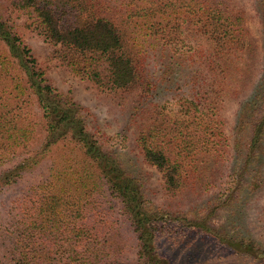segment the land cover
I'll return each mask as SVG.
<instances>
[{
  "label": "trees",
  "instance_id": "16d2710c",
  "mask_svg": "<svg viewBox=\"0 0 264 264\" xmlns=\"http://www.w3.org/2000/svg\"><path fill=\"white\" fill-rule=\"evenodd\" d=\"M4 1L0 167L8 168L0 171V194L50 166L0 220V264H124L127 242L110 201L131 229L135 264H264V237L235 225L264 191V39L259 77L236 112L232 140L220 116L223 95L238 97L234 83L252 74L246 11L235 0ZM253 2L264 38V0ZM13 13L74 75L111 91L145 86L132 118L150 117L136 136L140 161L108 146L96 118L49 83ZM153 57L159 85L179 91L173 109L153 101L160 87L146 73ZM38 123L41 147L14 162L36 140ZM140 162L161 173L163 202L154 201ZM211 163L228 169L222 184L202 179ZM188 195V207L171 204ZM221 212L235 215L234 226L215 225Z\"/></svg>",
  "mask_w": 264,
  "mask_h": 264
},
{
  "label": "rangeland",
  "instance_id": "374dc122",
  "mask_svg": "<svg viewBox=\"0 0 264 264\" xmlns=\"http://www.w3.org/2000/svg\"><path fill=\"white\" fill-rule=\"evenodd\" d=\"M4 1V0H0ZM5 2V1H4ZM237 4L246 11L247 26L250 31L251 38L253 40L256 57L252 63V74L243 79L242 82H235L239 89L238 97L227 98L223 95V103L220 112L221 119L224 123L223 130L227 137L232 140L233 128L235 125L236 112L243 100H246L250 93L253 83L259 77V63L263 56V33L262 26L257 15L253 0H235ZM11 16H15L14 13ZM18 25V32L21 35L24 43L30 48L38 66L44 71L49 83L56 88L61 94L69 96L75 103L83 107L89 114L96 118V121L100 127L101 132L107 138L106 144L113 148H119L125 150L131 158L138 159L140 161L139 150L136 146V136L142 128L141 125L147 122L149 115L145 111L139 112L135 122H132L133 116L138 113L137 108L140 102V96L145 91V86L136 87L127 91H111L106 88L97 87L93 82L86 78H82L74 75L67 67L60 65L52 58L53 48L48 44L41 36L33 32L27 24L25 25V18H16ZM150 51V57L156 55ZM155 57V56H154ZM153 58H148L146 73L151 81L157 82L159 85L160 80L163 77L161 65L155 62ZM160 86V85H159ZM153 101L159 104L169 103V108H172L170 104H173V98H177L179 91L169 92L165 89V86H160L153 92ZM173 109V108H172ZM32 114L36 122L39 119V113L37 105L34 104L31 109ZM86 114V112H84ZM145 113V114H144ZM41 123V121H39ZM36 140L27 148L17 151L14 162H17L23 158L33 156L36 151L39 150L44 140V132L42 124H37ZM61 152V150H59ZM50 161V160H49ZM49 161L43 164L36 172L25 175L16 184L6 187L0 194V220L8 219L7 213L9 212L12 203L18 198L26 194L30 187L43 180L49 168ZM141 163V162H140ZM144 170L149 173L148 185L154 192V201L157 203L163 202L161 184L162 175L154 167L147 166L141 163ZM210 167L204 172L202 179L206 182H211L214 179V184H222L226 181L225 176L228 169L225 165L219 166L210 164ZM8 168L7 166L0 167V171ZM214 170V172H212ZM203 196H206L203 194ZM201 196V197H203ZM193 196L188 195L184 197L182 201L172 202L171 204L180 206L184 204V208L190 205ZM192 198V199H191ZM199 196L196 197V201L199 200ZM106 201V200H105ZM111 206L114 218L117 219V223L121 227V231L126 239L127 248L123 255L124 264H135L136 262V245L133 239L131 229L124 222L123 218L119 215L118 207L115 201H110L106 207ZM109 209V208H108ZM110 210V209H109ZM264 191L256 196V199L246 208L244 215L240 221L235 220V215H230L228 212H221L216 220L215 225L226 226L228 229L235 225L239 229H245L250 232L256 238L264 237ZM223 254H227L226 261H231L229 257L232 252L229 250H223Z\"/></svg>",
  "mask_w": 264,
  "mask_h": 264
}]
</instances>
